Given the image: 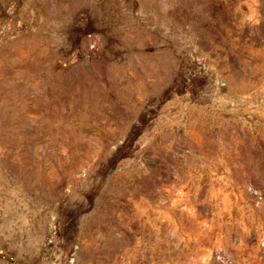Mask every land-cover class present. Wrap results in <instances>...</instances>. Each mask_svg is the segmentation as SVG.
Instances as JSON below:
<instances>
[{"label":"rangeland","instance_id":"rangeland-1","mask_svg":"<svg viewBox=\"0 0 264 264\" xmlns=\"http://www.w3.org/2000/svg\"><path fill=\"white\" fill-rule=\"evenodd\" d=\"M0 264H264V0H0Z\"/></svg>","mask_w":264,"mask_h":264}]
</instances>
